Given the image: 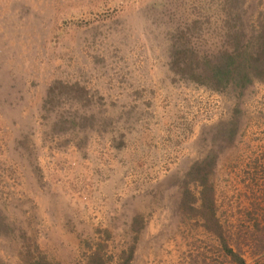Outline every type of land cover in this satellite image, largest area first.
<instances>
[{
  "label": "rangeland",
  "instance_id": "obj_1",
  "mask_svg": "<svg viewBox=\"0 0 264 264\" xmlns=\"http://www.w3.org/2000/svg\"><path fill=\"white\" fill-rule=\"evenodd\" d=\"M209 1L0 0V264L30 242L59 264L129 245V264H236L180 204L203 158L227 243L264 264V80L169 66L180 29L214 42ZM236 1L254 40L264 0Z\"/></svg>",
  "mask_w": 264,
  "mask_h": 264
},
{
  "label": "trees",
  "instance_id": "obj_2",
  "mask_svg": "<svg viewBox=\"0 0 264 264\" xmlns=\"http://www.w3.org/2000/svg\"><path fill=\"white\" fill-rule=\"evenodd\" d=\"M208 3H214L223 13L214 33H211L214 42H207L208 32L206 36L197 34L195 38L202 40H195L194 44L189 41L190 32L180 29L176 37L181 42L172 44L169 52L170 68L191 81L214 89L223 88L231 81L243 84L247 79V67L264 80V26L255 32L256 38L251 40V34H246L251 29L246 25V32L243 30L244 25L238 15L241 8L239 4L237 6L236 0H210ZM206 43L207 46L203 48ZM210 163L209 158H203L189 165L186 173L199 184V189L194 195L188 188H184L180 204L183 209L193 210L194 215L201 218V225L216 235L221 248L233 262L249 264L227 243L223 226L216 216L213 186L207 177ZM20 252L24 264H59L46 258L35 242L22 244ZM132 252V245L121 249L117 264H129ZM85 264L107 263L99 247H96L86 256Z\"/></svg>",
  "mask_w": 264,
  "mask_h": 264
}]
</instances>
